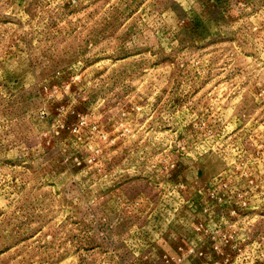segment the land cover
Segmentation results:
<instances>
[{
  "label": "rangeland",
  "instance_id": "obj_1",
  "mask_svg": "<svg viewBox=\"0 0 264 264\" xmlns=\"http://www.w3.org/2000/svg\"><path fill=\"white\" fill-rule=\"evenodd\" d=\"M0 264H264V0H0Z\"/></svg>",
  "mask_w": 264,
  "mask_h": 264
}]
</instances>
